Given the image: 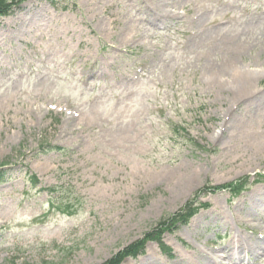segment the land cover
<instances>
[{"label":"rangeland","instance_id":"374dc122","mask_svg":"<svg viewBox=\"0 0 264 264\" xmlns=\"http://www.w3.org/2000/svg\"><path fill=\"white\" fill-rule=\"evenodd\" d=\"M57 1L0 17V264H103L192 201L118 264L264 242V179L222 189L264 174V97L217 92L232 63L263 95L264 0Z\"/></svg>","mask_w":264,"mask_h":264},{"label":"bare ground","instance_id":"6f19581e","mask_svg":"<svg viewBox=\"0 0 264 264\" xmlns=\"http://www.w3.org/2000/svg\"><path fill=\"white\" fill-rule=\"evenodd\" d=\"M222 39H224V37H222L220 40ZM1 61H4V59H1ZM232 68H234L235 71ZM213 70H217L218 72H220V70H223V67L217 66V69H213ZM224 70L225 71L228 70L229 76L225 79V81H222L218 84L217 92L219 93V92L225 91L227 95L226 97L228 99L230 98V100L235 99L237 95H238L237 97H240V96L245 97V95H248L247 100L244 99L243 101L241 100V102L243 103L246 102L247 106L251 107V111L255 110L257 106L262 102L263 97H264V93L263 95H261V94H256L254 92L255 77L252 74H246V71L245 73L242 72V70L239 67H237L236 65H233L232 63L225 65ZM231 90H232V93H231ZM253 113H257V111L255 110L253 111ZM235 114L236 113L232 115L233 120L232 121L230 120V122L227 123V125L229 126L234 125L233 122H235L234 120ZM67 123L68 122H66V124ZM191 179H192V176H191ZM188 183L189 181L182 180L181 182L180 180V187H184ZM259 207H264V200L261 199L258 201L257 200L252 201V204L249 207V210H255V209H258ZM248 242L249 243L239 242V245L235 246L234 249H231L229 245H225L224 249L229 253L230 258H233V257L241 258L249 253L250 255H259L261 252H264V243H261V241L254 239L252 236H250L248 239ZM202 252H203V255L201 257L194 256L191 259V263H188V264H193L195 260H200V259L202 260L201 264H222L221 261H217L218 259L212 258L208 251L202 250ZM145 263L151 264V263H154V260L145 258Z\"/></svg>","mask_w":264,"mask_h":264},{"label":"trees","instance_id":"16d2710c","mask_svg":"<svg viewBox=\"0 0 264 264\" xmlns=\"http://www.w3.org/2000/svg\"><path fill=\"white\" fill-rule=\"evenodd\" d=\"M20 1L22 0H0V15L6 14L12 4H15ZM187 205H188L187 208L180 209L178 212L168 215L165 219H162L161 221H159L156 229H153L151 232L145 233L141 239L126 246V248L114 254L112 257L106 260L103 264H118L121 258H124L126 256H134L139 253H142L145 243L148 240H158L159 236H154L153 234L156 231H159L158 229L166 227L165 222L170 221V223H173V224L176 222L183 223L187 220V218L190 215H192V213L194 212V209H192V204L190 203ZM25 264H28V263H25ZM40 264H64V260H60L58 262H51V261L49 262V261L43 260L41 261Z\"/></svg>","mask_w":264,"mask_h":264}]
</instances>
